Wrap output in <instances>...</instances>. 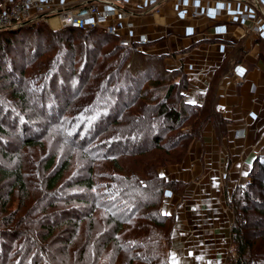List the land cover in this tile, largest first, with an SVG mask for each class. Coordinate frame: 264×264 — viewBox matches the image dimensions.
<instances>
[{
  "label": "trees",
  "instance_id": "1",
  "mask_svg": "<svg viewBox=\"0 0 264 264\" xmlns=\"http://www.w3.org/2000/svg\"><path fill=\"white\" fill-rule=\"evenodd\" d=\"M44 30H49L52 34L63 35L68 40H71L79 33L91 35L97 40H107L109 37V39L115 41L110 51L104 55L106 56V61L101 64L100 70H97L96 77L99 82L95 87V94H90V96H93L88 99L89 102L83 108V113L78 116L80 121H78L69 132L72 135L74 134V139H76L77 143L95 134L99 128L102 130L105 122H107V124H113L115 121H118L119 117L126 122L121 128L123 130L119 132L126 134V136L121 139H116V141L118 140L116 142L117 149L121 148L130 153L142 152V145L145 146V148L157 146L164 153H172V150H175V146L180 141L197 138L205 122L210 120L214 122L217 121L219 127L222 128L224 120L218 117L213 109V94L210 93L201 105L191 103L185 98L188 80L181 67L168 69L162 62L165 55L145 51H133L129 47L118 44L114 37L100 31L98 28L93 27L87 30L72 27L51 28L44 22H38L36 25L18 27L17 30L0 29V36L6 37L3 43L5 46H2H8L10 50H15V48H17L15 45L17 42L14 41L15 37L34 36L35 43L31 50L34 51V47L39 44V42L37 44L36 39L41 38L39 35L42 34ZM232 59L235 58L232 56ZM80 70L76 73L78 77L81 76ZM61 71L64 72L65 70L60 67H55L44 71L43 75L45 77L42 78V81L40 80L41 83L38 81L40 85L38 83H35L39 85H37L38 87L33 85L37 90L36 95L32 99L33 102H41V107L44 106L43 103L46 102L45 107L50 109V111L52 108L59 109L57 107L59 105L57 101L58 95L53 93V96L51 92L56 82V85H59L58 88L61 87L63 91L67 90V84L64 81L60 80L58 83L59 75H61L59 73ZM21 74L23 73H19L18 75L21 76ZM173 75H176L177 79H175ZM143 83L149 84L151 87L148 88V85H145L144 89H142L144 86L142 85ZM90 84L93 85L94 83L89 82L88 85L90 86ZM49 86H51V88ZM86 93L87 91L85 90L84 94ZM64 94H62V96H64ZM81 94L82 92L80 95ZM18 96L21 99L25 97V95L19 93ZM125 103H130L131 106L135 107L128 106L126 107L128 110H125ZM191 112L194 117L191 120V127H189V129H181L178 135L169 137V139L165 141L162 140V137L159 138L160 133H164L165 131L179 126L181 122L188 118ZM1 113L2 108L0 102V144L6 147L13 142L12 139H9L11 132L8 130L9 127H11V123L9 124L10 126L5 125V114L2 113V115ZM57 118L54 116L46 120L52 124L57 121ZM19 124V130L21 131L19 137L23 143H33L35 139L31 137V132L34 133L33 130L35 131V129L31 121L22 117L19 120ZM13 126L14 125H12V127ZM29 127H31L30 132H27L26 129ZM185 148L186 146L184 145L178 152L172 153V155L176 156L174 158L175 160L179 161L182 159L181 157L185 152ZM164 161L166 160L163 159L162 162ZM52 162V158L48 160L46 169L51 168ZM65 169L66 165H63L51 172L52 174L49 177H46L49 173L46 174L42 179L43 187L39 186L36 188L31 186V188H40L38 190L44 191L43 194L47 196H51L52 194L54 196L57 194L58 190L64 187L70 189L75 184L81 185L85 188V192L79 191L80 193H78L79 196L77 197L72 195V192L68 191L65 199H73L83 203L89 200L92 204L91 208L85 211L78 205H71L48 212L44 211L40 220L37 216L34 217L38 208L36 207L37 205H32L33 198L27 203L21 201L17 206L18 209L21 207L24 208L20 215H17L14 210L8 211L9 204L12 202L11 196L14 192H24L26 197L29 195L33 196V194L28 189L29 186L27 185V180L23 177L21 167L12 170L0 168V181L6 180L7 178L11 180L5 194H0V223L3 226L0 232L7 233L8 236H15V234L22 233V236L26 237L28 241H26L27 243L24 246L23 259L29 258L33 260L30 255H32L33 248L38 246L37 241L34 239V237H38V235H36L37 233L34 232L35 226L40 228L42 234L40 237L44 240L50 238L53 234L54 225L48 222H50L49 220L54 216L55 218L62 219L66 223H71V218H73L75 222L76 219L81 220L83 218H88L86 223L89 224L88 228L90 233L87 237L89 239L90 236V244H94L99 233L101 234L103 232V229L106 232L109 230V226H105L107 228H101L100 230L102 231L99 232V228H96V224L90 214L95 208H102L107 213V219L104 220L103 224H114V228L110 231L111 233L109 236L105 237L101 243L96 244V246L100 247L101 245V247H104L106 245H116V251L126 250L130 255L129 264L134 262H138V264H157V260L158 264H162L160 263V258L157 257L155 253V246L158 243L154 239V226L163 225L165 218L169 217L158 205H160L165 188L176 190L177 186L173 179L160 177L152 165H150V170L146 171L143 177L135 174L115 175L113 177L114 185L109 186L110 188L104 189V191L102 190V188H104L103 185H96L89 176L77 175L76 180L73 179L72 182H68L64 177ZM257 169L258 173L255 174L257 176H254L253 172L252 180H254L253 176L264 178V160L259 163ZM253 183V181H249L238 186L232 194L234 210L236 209V216L234 215L235 217L230 230L231 241L234 244V255L228 258L227 264H249L252 260L251 255H253L254 250L251 247H256L255 245H257L250 241L247 234L248 232L246 231V223H248L246 214L249 207L259 204L258 196H260V194L256 195L253 189L248 188ZM261 184H263V181L258 183L259 187L261 188L262 186L263 189L264 186ZM106 195H110L112 199H106ZM40 206L43 211L48 204L46 203ZM261 212L264 214V210ZM126 224L129 225V229L123 228ZM74 228H77V225ZM133 228H136L137 231H135L138 233L134 232V230H132ZM74 230L75 229H72V233ZM31 233H33V235ZM77 236H80V234L77 233L76 237ZM158 236H160V241H166L163 244V248H166L165 244H167L169 236L168 229L163 233L159 231ZM66 242L70 243L71 237L69 239L67 238ZM87 243L88 240L86 239V244ZM85 246L86 245H83V253L77 259V261H79L78 264H83L84 261L88 262L87 259H89L88 257L91 249L88 250L87 247L85 250ZM132 250L134 253L128 252ZM85 252L87 253L86 255ZM100 252L101 251L96 250L95 253H93L92 260H97L100 256ZM47 260L49 262L59 259L55 258V255L49 253ZM31 262L32 264H37V260ZM48 262L46 264H51ZM65 262L67 261L63 259L59 260V263L65 264ZM72 262L73 261H71V263ZM85 262L84 264H88ZM110 264H113V262L111 261Z\"/></svg>",
  "mask_w": 264,
  "mask_h": 264
},
{
  "label": "rangeland",
  "instance_id": "2",
  "mask_svg": "<svg viewBox=\"0 0 264 264\" xmlns=\"http://www.w3.org/2000/svg\"><path fill=\"white\" fill-rule=\"evenodd\" d=\"M246 1H249L253 6L256 4V0ZM257 1V7L259 8L254 7L261 14L263 10H261L262 7L260 6L259 0ZM49 26L51 28L58 26L57 17H52L49 22ZM12 30H17V28ZM99 30L102 31L101 29ZM39 37L41 38L36 39L37 44L39 42L38 46H35L34 51H31L35 43L34 36L15 37L14 41L17 42L15 44L17 48H15V50H10L8 46L3 47L2 45H4L3 43L5 42L6 37L0 36V102L2 113L5 114V125L8 126L11 123V127L8 129L11 132L9 139L13 140V142L6 147L3 144H0V168L12 170L17 167H21L23 177L27 180V185L29 186L28 189L33 194V196L29 195L26 197L24 192H14L11 196L12 202L9 204L10 206L8 211L14 210L17 215H20L24 208L21 207L18 209L17 206L21 203V201L27 203L31 201L32 198V205H37L36 207L38 208L34 217L37 216L40 220L44 211L48 212L57 208L69 207L71 205H78L85 211L90 210L92 204L89 200L86 204L73 199H65L68 191L72 192V195L77 197L79 196L78 193L85 192V188L81 185L75 184L70 189L64 187L58 190L57 194L54 196L52 194L51 196H47L46 194H43L44 191L38 190L40 188L36 189L39 186L43 187L42 179L46 174L49 173V175H46V177H49L52 174L51 172L63 165H66L64 177L68 182H72L73 179L76 180L77 175H84L85 177L89 176L92 178L94 183H96V185H103L104 188H102V190L109 189V186L114 185L113 177L115 175L122 176L125 174H135L143 177L144 173L150 170V165H152L160 177L168 178L170 175H166L164 173L166 171H170L169 168L171 166L180 163L182 160H175L174 158L176 156L172 155V153L174 154V152H178V150L182 149L185 145V152L181 157L183 158L188 144L194 138L191 140L184 139L180 141L175 146V150L177 151L172 150V153H164L157 146H149L145 148L143 145L141 146L143 147L142 152L130 153L129 151H125L124 149L122 150L121 148L117 149L116 142L118 140L116 141V139H121L126 136V134L119 132L123 130L121 128L126 124V122L120 117L118 118V121H115L113 124H107V122H105L103 129L101 128L102 130L99 128L95 134L89 138H85L79 143H77L76 139H74V134L72 135L69 133L71 129H73L74 125L80 121L78 116L83 113L82 110L89 102L88 99L95 94V87L99 82L96 77L97 70L101 67V64L106 61V56L104 55L110 51L115 41L109 39V37L107 40H97L91 35H83L79 33L71 40H68L65 36L52 34L49 30H44ZM162 62L168 69L175 68L171 57L167 58L165 55ZM55 67H60L65 70L64 72L61 71L59 73L61 75H59L58 83L60 80L64 81L67 84V90L64 89L65 91H63L61 87L58 88L59 85H56L57 82L54 86L52 85L53 88L51 94L53 95L54 93L58 95V100H56L59 103L57 106L59 109L52 108L50 111V109L45 107L46 102L43 103L44 106L42 107L40 104L41 102H33L32 99L37 92L33 85L38 87L42 78L45 77L43 75L44 71ZM79 70L81 76L78 77L76 76V73H78ZM19 73L23 74L19 76ZM173 77L177 79L176 75H173ZM38 81H40V83ZM89 82H92L95 85L90 84L89 86ZM35 83H38L39 85ZM142 85H144L142 89H144L145 85H148V88L151 87L146 83H143ZM49 87L51 88V86ZM85 90L87 91L86 94H84ZM81 92L82 94L80 95ZM18 93L25 95V99H21L18 96ZM91 93L93 95L90 96ZM62 94H64V96H62ZM128 106H131V104L125 103L124 109L128 110L126 108ZM54 116H56V118L58 117L56 122L51 124L46 120L51 117L53 118ZM22 117L31 121V124L35 129V131L33 130L34 133L31 132V137L35 139L31 144L23 143L19 137L21 132L19 130V120ZM193 117L192 112L189 113L188 118L181 122L179 126L165 131L164 133H160L159 138L162 137V140L165 141L166 139H169V137H175L178 135L181 129H189V127H191V120ZM12 125L14 126L12 127ZM30 128L31 127L28 128L29 130L26 129V131L30 132ZM51 158L53 160L52 166L51 168L46 169V163ZM163 159L166 161L162 162ZM257 173L258 169H256V172L254 171L253 175L257 176L255 175ZM254 176V180H251L254 183L248 188L253 189L256 195L260 194V196H258L259 204L257 206H250L246 214L248 221V223H246V231L248 232V237L251 242L257 244L255 245L256 247H251L254 250L253 255H251L252 260L249 264H264V214L261 212L264 210V188L262 189V186L260 188L258 185L260 181H263V184L261 185L264 186V178ZM10 183L11 180L8 178L0 181V194H5V191L8 190V185H10ZM31 186L36 188H31ZM167 189L169 188L164 189L162 200L160 205H158L162 210L165 208L163 205V199ZM172 190L178 191L177 187L176 190ZM105 198L110 200L112 199L110 195H106ZM46 203L48 206L42 211L40 205H45ZM227 205L231 209L234 219L236 216V209L234 210V200L232 196L228 199ZM164 213L169 215V217L165 218L163 225H150H153L155 228L154 239L158 243L155 246V253L157 257L160 258V263L169 264V249L173 243L170 235L174 222L172 211L171 214L168 211H165ZM90 214L92 215L91 217H93L96 228H99L98 231L100 232L102 231L100 230L101 228L103 229L109 226V233L108 231H104V229L101 234L98 232L99 236L96 238V242L91 245V237L89 236V239L87 237L90 233L88 228L89 224L86 223L88 218H83L81 220L76 219V222L73 218H71V223H66L62 219L55 218L54 216L51 219L48 218L50 219V222L48 223H53L54 225L53 234L50 238L46 240L42 239L40 237L42 235L40 228L35 226L36 228L34 229V232L37 233L36 235H38V237H34V239L37 241L38 246L33 248L34 253L32 252L30 257H32L33 260H37V264H46L50 253L55 255V258L59 260L63 259L64 261H67L65 264H78L79 261H77V259L83 253L82 247L83 245H86L84 247L85 250L88 247V250L91 249V251L88 257L89 259H87L88 262L84 261L85 263L110 264L112 261L113 264H129L130 255L126 250V252L123 250L116 251V245H106L104 247H101L100 245L101 249L99 246H96V244L101 243L105 237L109 236L111 233L110 231L114 228V224H103L104 220L107 219V213L102 208H95L90 212ZM76 225L77 228H74ZM1 227L3 226L0 223V230ZM123 228L129 229V225L126 224ZM72 229H75L73 233ZM167 229L169 231L168 241L167 244H165L166 248H163V244L166 241L159 240L160 236H158V232L161 231L163 233ZM132 230H134V232L137 231L136 228H133ZM33 233L31 234L33 235ZM77 233H79L80 236L76 237ZM70 237L71 242L67 243L66 239H69ZM85 238L88 240V246ZM26 241L28 240L26 237L22 236V233L17 235L15 234V236H8L7 233L0 232V264H32L31 261L33 260H30L29 258L23 259L24 246L27 243ZM229 242L230 245L225 252V257L223 258L224 260L220 261L219 264H227L228 258H231L234 255V244L231 241V237L229 238ZM95 249L97 251H101L100 256L97 260L95 258V260H92L93 253L96 251ZM128 252L134 253L133 250ZM86 254L87 253L85 252V255ZM59 260H51L48 263L62 264L59 263ZM71 261L73 262L71 263ZM136 263L138 264V262H134L132 264Z\"/></svg>",
  "mask_w": 264,
  "mask_h": 264
},
{
  "label": "crops",
  "instance_id": "3",
  "mask_svg": "<svg viewBox=\"0 0 264 264\" xmlns=\"http://www.w3.org/2000/svg\"><path fill=\"white\" fill-rule=\"evenodd\" d=\"M127 2L141 11L133 31L147 34L150 52L182 68L186 99L201 105L213 94L224 120L222 128L205 122L164 173L178 191L167 189L163 199L174 222L169 264H219L230 245L227 201L264 160V15L246 0Z\"/></svg>",
  "mask_w": 264,
  "mask_h": 264
},
{
  "label": "built area",
  "instance_id": "4",
  "mask_svg": "<svg viewBox=\"0 0 264 264\" xmlns=\"http://www.w3.org/2000/svg\"><path fill=\"white\" fill-rule=\"evenodd\" d=\"M152 5L157 7V0ZM140 13L127 0H0V28L20 22L33 25L40 21L49 26L52 17H57L55 28L87 30L95 27L133 51L150 52L147 34L133 31ZM249 17L255 20L254 15Z\"/></svg>",
  "mask_w": 264,
  "mask_h": 264
},
{
  "label": "water",
  "instance_id": "5",
  "mask_svg": "<svg viewBox=\"0 0 264 264\" xmlns=\"http://www.w3.org/2000/svg\"><path fill=\"white\" fill-rule=\"evenodd\" d=\"M24 25H28V24L26 22H20V23H16V24L10 25L8 27L0 28V29L12 30L14 28H18V27H21V26H24Z\"/></svg>",
  "mask_w": 264,
  "mask_h": 264
}]
</instances>
